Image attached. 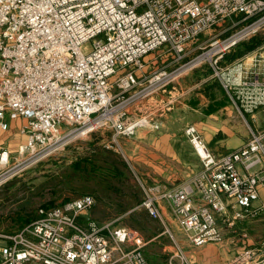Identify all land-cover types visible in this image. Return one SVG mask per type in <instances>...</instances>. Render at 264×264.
I'll list each match as a JSON object with an SVG mask.
<instances>
[{"label": "built area", "instance_id": "1", "mask_svg": "<svg viewBox=\"0 0 264 264\" xmlns=\"http://www.w3.org/2000/svg\"><path fill=\"white\" fill-rule=\"evenodd\" d=\"M230 27L208 37L207 50L186 60L202 34L227 20ZM264 27V0H0V187L22 163L34 165L70 143L105 129L117 138L140 128H159L166 108L159 95L195 69L209 65L236 103L234 87L219 64L242 40ZM91 42L92 48L87 44ZM164 48L176 66L147 72L145 57ZM244 87L264 82L242 81ZM152 101L154 112L145 107ZM22 120L18 156L3 136ZM184 133L201 169L178 186L146 184L136 207L115 218L88 216L96 200L86 194L40 207L14 233L0 232V264H151L147 239L119 221L138 208L158 219L169 240L166 264H192L161 207L167 205L193 246L220 244L219 216L234 220L264 211V128H250L241 148L217 156L194 125ZM139 178V177H138ZM255 201H260L254 206ZM264 264L249 248L231 264Z\"/></svg>", "mask_w": 264, "mask_h": 264}, {"label": "crops", "instance_id": "2", "mask_svg": "<svg viewBox=\"0 0 264 264\" xmlns=\"http://www.w3.org/2000/svg\"><path fill=\"white\" fill-rule=\"evenodd\" d=\"M144 61L147 72L158 68V57L152 58L148 55ZM222 67L224 80L234 87L232 93L236 96V103L222 80L210 71V67L198 68L159 95L158 99L166 108L157 116L158 129L144 127L132 137L117 138L126 160L140 173L147 185L158 183L172 188L201 169V162L184 133L188 125L197 128L217 156L226 155L244 146L250 139L251 127L264 128V87L242 85V81L253 82L255 78L258 82H264V44L233 60L226 57ZM149 104L151 105L145 109L154 112L152 101ZM21 124L22 120L13 121L10 131L3 134L8 139L12 152L17 150L13 148V144L18 147L23 140L18 131ZM104 141L105 138L102 139V144ZM263 192L261 189L262 195ZM259 203L260 201H255L254 206ZM161 210L183 243L192 264H231L253 246H256L258 252L264 253V241L253 245L249 239L243 243L223 241L220 244L193 246L185 239L173 220L168 206L163 204ZM88 216L97 221L106 220L97 215L93 208ZM256 218L264 219V211ZM162 230L152 237H147H157L145 248L151 264H166L170 254L169 243L164 247L165 250L162 248L163 263L155 262V257L149 252V245L162 244V240L166 238L164 235L159 236ZM243 236L245 237L246 233H243ZM244 244L247 246L239 247L238 252H232L236 249L235 246ZM239 263L242 264L241 261Z\"/></svg>", "mask_w": 264, "mask_h": 264}, {"label": "rangeland", "instance_id": "3", "mask_svg": "<svg viewBox=\"0 0 264 264\" xmlns=\"http://www.w3.org/2000/svg\"><path fill=\"white\" fill-rule=\"evenodd\" d=\"M238 19L234 17L233 21L227 20L222 27L212 31L211 34H202L199 40L190 46L186 60L206 51L207 39L212 34L230 27L221 35L225 36L246 25L241 23L239 26L231 27ZM87 46L91 49V42ZM164 51V48H160L149 57H158V67L174 68L176 63L173 62V57ZM112 140V130H100L85 139L70 143L63 150L34 165L28 162L20 164L14 171L15 174H12L0 187V232L18 231L36 217L40 207L59 205L86 194L95 197L96 203L93 209L97 215L106 220L122 215L139 205L145 197L144 185L141 181L143 179L126 160L124 154L114 149ZM13 145V148L18 149L19 145L18 147L16 144ZM16 156L18 154L15 151L12 157ZM76 160L81 161L79 166L75 164ZM228 214L224 216L225 218L218 219L219 227L225 235L224 241L243 243L249 239L253 245L264 241V219L245 218L234 220L231 224L229 222L232 221L231 211H228ZM227 217H230V220H227ZM118 224L132 227L146 238L158 234L163 229L162 223L149 216L143 208L126 214ZM243 233H246L245 237ZM168 243L169 240L164 238L162 244L149 245V252L155 257V262H164L161 252ZM244 246L247 245L235 246L236 249L232 252H238V248ZM252 248L257 249L256 246Z\"/></svg>", "mask_w": 264, "mask_h": 264}, {"label": "trees", "instance_id": "4", "mask_svg": "<svg viewBox=\"0 0 264 264\" xmlns=\"http://www.w3.org/2000/svg\"><path fill=\"white\" fill-rule=\"evenodd\" d=\"M264 44V30H261L253 35H251L250 37L242 40L241 42H239L232 51H230L224 58L223 60L228 57L230 60H233L235 58H238L240 56H242L243 54H245L246 52L250 51V50H253V49H256L257 47L261 46ZM223 60L219 63L221 66H222V62ZM202 67H210V71H213L214 73V70L212 69L211 66L209 65H203L199 68H202ZM198 69V68H197ZM196 70V69H195ZM79 161V160H78ZM77 160L75 161L76 165H80V162H78Z\"/></svg>", "mask_w": 264, "mask_h": 264}]
</instances>
